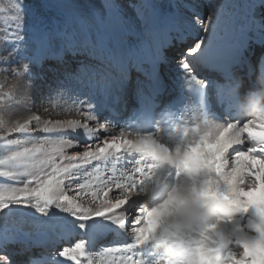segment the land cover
<instances>
[{
  "label": "bare ground",
  "instance_id": "bare-ground-1",
  "mask_svg": "<svg viewBox=\"0 0 264 264\" xmlns=\"http://www.w3.org/2000/svg\"><path fill=\"white\" fill-rule=\"evenodd\" d=\"M103 1L110 5L114 0ZM107 5L105 6L107 12L112 11L113 6ZM209 5L206 6V13L208 26H211L207 28L208 26H204L203 23L200 25L194 15L185 13L187 10H184L177 0H136L132 4L118 3L115 7V15L120 17L121 25L118 28H123L124 32L120 33L111 28L109 44L104 41L98 46L95 45L97 52L93 59L91 58V54L95 52L93 48L84 47L87 51L82 53L79 50L75 54L74 51L65 50L62 45L58 44V39L50 36V46L33 64L29 65L33 75L32 78L26 77L29 80L27 93L30 96L27 98L30 100H26V104L20 108L22 120H25L26 116L37 108L36 103L43 98L42 93L48 90V83H53L52 87H56L55 89L62 88L64 85L75 86L73 91H67V94H72V92L77 94L71 95L72 99L69 102L71 118L68 120L86 122L93 129L96 127L111 129L110 132H97L90 138L85 135L83 130H77L75 134L71 132L50 134L54 140L71 138L79 144L81 139L85 138L87 143L94 144L101 137L109 140L118 138L115 135L124 130L150 131L154 129L159 132L161 131V122L167 123L175 120L187 123L197 119L199 117L198 109L201 105L206 113L227 120L229 109L220 100L217 88L228 80L225 78L226 75H221V72H211L210 69L229 68V74L238 79V75L244 67L247 72L242 74L245 78L243 91L248 95L252 93L250 88L259 87L258 80L264 81V0H220L216 5L213 3L212 6ZM54 28L57 29L56 25ZM205 29L206 31H204ZM203 32L208 37V40L205 41L207 45L204 49L205 54L184 58L186 52L201 40ZM44 39L46 41V38ZM90 46L92 47V45ZM242 53H245V61L240 63L239 57ZM84 55H88L91 59L89 60L87 56L85 61ZM160 59L164 62L162 63ZM91 60L96 62L89 64ZM182 62L189 63L193 75L209 84L203 97L195 90V86L187 85L188 77L182 68ZM153 68L158 69V73L154 74ZM201 72H204L203 76ZM37 74H42V77ZM157 74L159 77H156ZM236 86L239 87V93L242 94L240 83ZM157 92L160 93L161 100L152 110L151 103ZM34 93L36 100L32 99ZM126 97L123 104L125 109L121 114H117L115 102ZM148 111V115L153 113L154 117L151 129H146L141 124ZM89 116H94L96 119H86ZM5 122L7 123V120ZM9 124L11 123L9 122ZM166 130L164 129V131ZM81 135L82 138L79 137ZM53 139L51 140L54 141ZM100 142L102 143L101 140ZM135 158L137 157L120 153L111 156L107 161L98 162L86 168L80 180L72 181L74 187L72 190H68L70 198L81 197L75 199L74 202L81 204L86 209L91 208L92 211H97L100 207L93 202L97 198L103 201L105 206L108 203H114L113 197L118 193H109L105 199L103 189L108 183L114 185L121 182L124 173L135 167ZM227 163L234 164V161H227ZM89 187L93 190L86 193V188ZM247 190H252L250 185L247 186ZM259 194L258 189L257 195ZM145 203L142 201L140 206L142 207ZM9 209L18 211L20 207H10ZM123 217H125L124 211L118 210L116 214H113L112 219ZM126 219L128 223H131V210ZM64 221L69 226L63 227L61 231L58 230L53 236L38 234V236H34L35 238L16 237L18 238L15 240L16 243H11L14 246L13 250L22 252L15 255L13 264H45L46 262L72 264L70 259L63 260L59 251L61 253L65 249L72 250L74 243H79V241L84 243L85 248L82 253L77 255V264L78 262L101 264L100 259L103 257L114 261L120 259L122 264H128L131 254L108 251L109 248L128 246L131 229L127 224L125 229H119L113 224L93 220L88 223L85 231H81L77 226L80 221L72 219L69 215ZM41 231L40 233H42ZM8 243L10 244V242L0 244V254L12 252ZM228 252V244L222 242L221 257H225ZM141 255L148 264H152L153 250L150 246H146L143 253L141 250H137L136 258H141Z\"/></svg>",
  "mask_w": 264,
  "mask_h": 264
},
{
  "label": "snow or ice",
  "instance_id": "snow-or-ice-1",
  "mask_svg": "<svg viewBox=\"0 0 264 264\" xmlns=\"http://www.w3.org/2000/svg\"><path fill=\"white\" fill-rule=\"evenodd\" d=\"M24 0H14L11 11L15 15L10 19L23 23ZM6 9L0 7V14L5 13ZM14 38L22 37L17 29H12ZM207 47L205 40L196 42L194 47L186 52L187 57H196L197 54L203 56L204 49ZM186 76V83L189 87L195 86V90L203 97L209 84L197 76L193 75L189 63L182 62ZM29 71L24 67V72ZM237 86L230 80L217 88V94L223 104L229 109V118L227 120L206 113L204 107L198 109L199 118L202 120L218 121L225 126L234 129L235 134L231 135L226 147L225 159L234 161L228 164V173L235 185L236 200L235 205L238 209L237 214H247L253 211L255 214L257 205H264V124L258 125L260 131H256L250 122L241 121L234 112L238 106V99H233L232 91ZM241 96V95H240ZM243 97V96H241ZM256 97L249 96V100ZM36 122L35 132L44 134H60L71 132L75 134L77 130H83L87 137H93L97 132H110V128L96 127L93 129L88 123H81L76 120H63L53 123L52 121L43 122L39 116L33 117ZM86 119L95 120L94 116ZM154 122L153 113L145 115L141 124L146 129H151ZM33 120L25 123H16L11 127L0 129V177L12 181L23 180L22 186L12 189L11 195L0 194V213H4L10 207H20L24 209H34L41 217H47L50 210L55 209L60 213H66L72 219L80 221L77 225L81 231L86 230V226L93 220H99L103 223L113 224L119 229H125L126 224L131 229L129 232L130 243L127 247L109 248V252L131 254L128 264H148L145 258H136L137 250L143 253L151 240V235L146 231L143 223L144 216L142 207L143 200L137 197L142 190L147 177L151 175L153 165L147 163L136 153L153 151L148 147L149 142L146 136L152 135L150 131H137L136 129L119 131L111 141L105 138L102 146L100 143H88L81 146L75 142L67 140H54L50 143L55 145V150H50L44 143L30 142L29 137L34 135L30 127ZM247 125V126H245ZM20 134L18 138L9 140L15 134ZM140 137L141 143H135L134 138ZM154 138V137H153ZM247 145V147H245ZM83 147L82 154L66 155V151L71 148ZM126 153L128 156L137 157L134 159L135 167L124 173L121 182L116 184L108 183L103 189V196L107 199L109 193L117 192L114 196V203H108L107 206L99 198L93 202L100 205L97 211L91 208H84L81 204L75 203V199L70 198L68 190L73 189L72 181L80 180L84 170L91 165L107 161L111 156ZM58 161V162H57ZM97 171H99L97 169ZM27 178V179H23ZM99 179V177H97ZM250 185L252 190L247 189ZM259 189L260 194L257 195ZM118 210H123L125 217L112 219L113 214ZM131 210V223L127 222L126 217ZM102 223V224H103ZM264 214L256 215L255 220L249 221V230H256L255 237L241 236L239 246L243 249L242 258H237L234 253H228L227 259L233 264H264ZM85 248L84 243H77L73 250L65 249L59 253L63 260H71L72 264H77V255L82 253ZM71 251V255H70ZM0 264H9V260L0 255Z\"/></svg>",
  "mask_w": 264,
  "mask_h": 264
},
{
  "label": "clouds",
  "instance_id": "clouds-1",
  "mask_svg": "<svg viewBox=\"0 0 264 264\" xmlns=\"http://www.w3.org/2000/svg\"><path fill=\"white\" fill-rule=\"evenodd\" d=\"M258 86L251 95L241 97L238 86L231 93L233 99L239 98L234 115L256 131L264 124V81L258 80ZM160 128L145 137L154 154L136 153L153 165L137 197L146 202L143 223L152 237L147 245L153 250L152 264H233L228 254L221 257L222 242L228 244V253L242 258L239 238L255 237L249 221L264 214V205L259 204L255 214H237L236 189L225 159L236 126L198 117L187 123L161 122ZM134 142L141 143V138Z\"/></svg>",
  "mask_w": 264,
  "mask_h": 264
},
{
  "label": "rangeland",
  "instance_id": "rangeland-1",
  "mask_svg": "<svg viewBox=\"0 0 264 264\" xmlns=\"http://www.w3.org/2000/svg\"><path fill=\"white\" fill-rule=\"evenodd\" d=\"M135 1L136 0H114L110 5H107L103 0H95V1L94 0H53V1L24 0L22 7L23 23L20 24L19 22L10 19V16L15 15V13L11 11L14 0H0V7H4L6 9L5 13L0 14V129L6 130L8 127H11L14 123H18V122L25 123L29 120H33V123L32 125H30V127L33 129L34 135L32 137H29L30 142L44 143L46 146L51 148L50 150L54 151L55 145L49 144L50 141H52L51 139H53L51 137L52 135L35 132L36 122L33 119V117L39 116L41 114L42 116L41 115L39 116L41 122L52 121L53 123L57 121L70 119L71 110L69 107V102H71L72 99L71 95H77V94L75 92H72V94H67V91L68 90L73 91L74 90L73 87L75 88V86L64 85L62 86V88L60 87L61 88L60 91V88L55 89L56 87L55 88L52 87L53 83L52 84L48 83L49 85L47 88L48 90L42 93L43 95V98L41 99L42 102L41 101L38 102L39 104L36 103L37 108L34 109L35 112L33 111L31 114L29 113L26 116L25 119L26 121L22 120L21 117L22 113L20 111V108L23 104H26V100L28 99L30 100V98H27L30 96L29 93H27L29 91L27 89L28 88L27 84L29 80H27L26 77L32 78L33 75L31 73V69L29 65L33 64L35 60H37V58L41 56L42 52H44V50L46 51L47 50L46 48L50 46L49 43V40L51 39L50 36H54V38L58 39L59 41L58 44L62 45V47L65 50L69 49L70 51H74L75 54L79 50H81L82 53L84 51H87L86 48L84 47H87L89 49L93 48L95 51L93 53L94 55L91 54V58L93 59L97 52L95 45L98 46L101 43H104V41L107 44H109L111 28L120 33L124 32L123 28L120 29L118 28L119 25H121V23H120V17L115 15L116 14L115 7L117 6V4L118 3L132 4ZM177 1L180 3V6L184 10H187V12L185 13H188L189 15H194L196 21L200 22V25L203 23V25L207 27L208 15L206 13V6L209 4H210L209 6H212L211 5L212 3L213 5H216V3L218 4L220 0H177ZM96 4L100 6H97ZM106 5L110 7L113 6L111 8L112 11L107 12L108 10L105 7ZM89 8H92L93 10ZM55 25L57 28L56 30L55 28L53 29ZM210 26L211 25H209L207 28H209ZM12 29H17L22 39L14 38L11 33ZM204 31H206V29ZM203 34L204 35H201V39L207 41L208 40L207 35H205V32H203ZM63 37L65 38L63 39ZM44 38H46V41ZM65 39H67L68 41ZM178 43H180V41H178ZM90 45H92V47ZM178 45L180 46V44ZM238 51L239 49L237 50V52ZM87 56L88 55H84V60L87 58ZM244 57H245V53H242L239 57L240 63L245 61ZM91 58L88 56L89 60ZM184 58H186V54L184 55ZM94 62L96 61L91 60V63L89 64H94ZM72 64L74 63L72 62ZM25 66H27L29 69L27 73L24 72ZM241 68H242V64H241ZM153 73L155 72L153 71ZM245 73H246V69L243 67L238 77V83H240V87H242V89L243 87H245L243 84L245 78L243 77L242 74ZM203 74L204 72H201L202 76ZM37 75L41 76L42 74H37ZM250 89L252 93H256L259 91V87L258 88L252 87ZM76 90L77 88L75 89V91ZM35 96L36 95L34 93L32 99L36 100L37 98H34ZM54 97L55 99H53ZM6 120L7 123L5 122ZM9 122L11 124H9ZM19 135L20 134L17 133L12 137H8V139L9 140L16 139L18 138ZM79 137L82 138V135ZM115 137L117 136L115 135ZM104 139L105 137L100 138L102 143ZM81 140L82 141L79 143V145L84 146L88 144L87 141H85V138ZM100 140L95 141L94 144L100 143L102 146ZM67 141L70 143L71 142L77 143L76 141H74V139L72 140L71 138H69ZM0 151H3V149H0ZM67 151L65 153L66 155L82 154L83 147L71 148ZM23 179H27V178H23ZM22 183L23 180L9 181L3 177H0V194L11 195L12 194L11 190L21 187ZM92 190L93 189L90 187L86 188V193H89ZM66 191L68 192V189H66ZM20 209H21V213H20ZM20 209L18 210L19 212L13 211L11 209H7L4 213H0V242H1L0 244L4 242H10V244L8 243V245H10L9 248L12 250V252L3 253L0 255L5 256L9 260V264L11 263L13 264V262L15 261V259H13L15 255H18L22 252L21 250H17V251L13 250L14 246H12L13 244L11 243L12 242L16 243L15 240L18 239L16 237H19L21 239L35 238L34 236H38V234H42L50 237L53 236V234H55L58 230L61 231L63 227L69 226V224L67 225V222L64 221L65 219H67L68 215L66 213H60L55 209L50 210V213L47 217H41L34 209H23V208ZM46 221L48 222L45 224L46 225L45 226L44 223ZM36 231L39 233H37ZM40 231L42 233H40ZM80 242L81 241H79V243ZM77 243H74L73 247L71 246L72 250L75 248V245ZM116 260L115 262L112 259H108V257L107 259L103 257L100 259V263L122 264L120 262V259H116ZM45 264H51V263L46 262ZM62 264H66V263L63 262ZM78 264L81 263L78 262Z\"/></svg>",
  "mask_w": 264,
  "mask_h": 264
}]
</instances>
